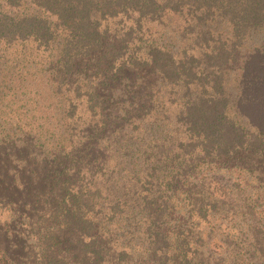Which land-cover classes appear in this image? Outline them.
Returning <instances> with one entry per match:
<instances>
[{"label": "trees", "instance_id": "obj_1", "mask_svg": "<svg viewBox=\"0 0 264 264\" xmlns=\"http://www.w3.org/2000/svg\"><path fill=\"white\" fill-rule=\"evenodd\" d=\"M0 172L49 264H264V0H0Z\"/></svg>", "mask_w": 264, "mask_h": 264}, {"label": "rangeland", "instance_id": "obj_2", "mask_svg": "<svg viewBox=\"0 0 264 264\" xmlns=\"http://www.w3.org/2000/svg\"><path fill=\"white\" fill-rule=\"evenodd\" d=\"M7 174L0 172V189L4 184L11 185L12 177ZM30 202L33 208L19 209L20 206L11 208L0 201V264H49L52 253L46 248L44 234L52 225L40 202L35 199Z\"/></svg>", "mask_w": 264, "mask_h": 264}]
</instances>
